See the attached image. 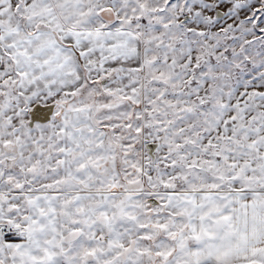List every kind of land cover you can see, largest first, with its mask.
Here are the masks:
<instances>
[{
	"label": "snow or ice",
	"instance_id": "snow-or-ice-1",
	"mask_svg": "<svg viewBox=\"0 0 264 264\" xmlns=\"http://www.w3.org/2000/svg\"><path fill=\"white\" fill-rule=\"evenodd\" d=\"M0 264H264V0H0Z\"/></svg>",
	"mask_w": 264,
	"mask_h": 264
}]
</instances>
